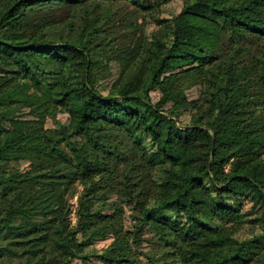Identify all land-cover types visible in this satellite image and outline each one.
<instances>
[{"label": "trees", "instance_id": "obj_1", "mask_svg": "<svg viewBox=\"0 0 264 264\" xmlns=\"http://www.w3.org/2000/svg\"><path fill=\"white\" fill-rule=\"evenodd\" d=\"M167 1L0 0L2 255L26 221L49 264H264V0H185L157 38L142 13ZM196 67L214 81L189 98ZM30 188L77 190L75 223Z\"/></svg>", "mask_w": 264, "mask_h": 264}, {"label": "rangeland", "instance_id": "obj_2", "mask_svg": "<svg viewBox=\"0 0 264 264\" xmlns=\"http://www.w3.org/2000/svg\"><path fill=\"white\" fill-rule=\"evenodd\" d=\"M185 0H169L163 5H161L157 11L148 12L143 14V18H145V32L155 35L157 38H161L163 36V29L161 26L157 25L154 21V17H171L175 15L181 9V6ZM153 32V33H152ZM154 38V36H153ZM151 43V44H150ZM150 46H156L154 43V39L149 42ZM218 67L222 68V64L220 61L216 63ZM126 78L130 84V88L132 91L142 94L146 82V73L145 68L142 63H137L134 66L130 67L126 70ZM187 81L188 87L185 89V94L189 98H195L199 95L201 88L204 84H211L214 81V75L206 68L196 67L190 69L187 72ZM11 82V78L7 77L5 85ZM18 85H14L10 88V91L17 88ZM150 95L153 100H156L159 97V91L157 89H152L150 91ZM242 99H235L230 101L223 110V115L226 123L233 120L236 115L237 104L241 102ZM67 106L61 105L58 109L57 116L61 120H65L67 117ZM262 111H264V104L262 107ZM188 117H184V120H187ZM46 131L49 135L53 134V121L50 118H47L45 123ZM12 136L10 135L9 138ZM25 157L29 155V153L25 152L23 154ZM28 165V160L24 158L20 162V168L24 169ZM76 189L79 190L80 186L77 185ZM73 192L72 195H55L51 191H43L40 188H30L26 191L25 197L27 198V202L31 205H34L37 208H45L48 209L54 203L56 205V210L59 213L67 212L68 220L73 225L76 221L75 216V207L77 204V193ZM3 210V205L0 201V212ZM129 222V219H125V224ZM17 228V236L18 240L14 243L11 253L9 255H2L4 251L0 249V264H49L47 255L42 248L41 241H28L23 239V235L26 236L29 234L30 230H32V224L26 221H20ZM110 237L106 238L102 241H97L92 244V247L101 248L106 245L110 241ZM5 241H0L1 243ZM14 242V241H13ZM73 264H102L95 258H92L87 261H82L80 259H76L73 261Z\"/></svg>", "mask_w": 264, "mask_h": 264}]
</instances>
